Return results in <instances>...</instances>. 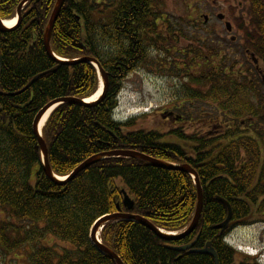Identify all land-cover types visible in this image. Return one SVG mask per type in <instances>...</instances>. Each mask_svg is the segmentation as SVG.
Instances as JSON below:
<instances>
[{"label":"trees","instance_id":"1","mask_svg":"<svg viewBox=\"0 0 264 264\" xmlns=\"http://www.w3.org/2000/svg\"><path fill=\"white\" fill-rule=\"evenodd\" d=\"M20 1L0 0V17L13 16ZM248 1V23L264 25V0ZM55 3L29 1L21 24L0 32V210L7 214V221L0 223V247L5 253L22 250L30 264H116L89 242L95 219L118 208L126 211L122 203L127 194L134 202L132 214L160 229L181 231L193 217L196 188L190 174L156 167L136 157L100 159L62 184L46 177L35 147V115L53 99H85L97 89L96 70L90 63H58L46 54L43 33ZM103 4L98 10L94 0H64L51 32V51L56 56L68 60L93 57L108 76L101 101L92 106L65 102L51 112L42 138L52 173L65 177L89 157L116 150L137 151L175 166L188 164L203 192L201 215L191 235L167 242L137 221L117 219L104 225L101 242L123 264H214L209 255L174 250L194 240L196 249L210 241L218 264H258L250 258L236 263L235 251L222 241L225 232L215 227L227 215L220 200L229 202L232 219L247 217L254 209L264 218L263 143L236 139L212 159L213 145L207 135L197 139L181 128L171 130L167 136L183 142L173 144L161 142L166 135L157 131L124 132L123 128L133 125L132 119L123 123L112 119L123 81L147 58L148 46L166 38L157 33L161 12L154 9L152 0H107ZM97 12L104 14L100 21L95 18ZM161 23L163 28L169 24ZM178 31L183 32H174ZM165 32L169 37L167 28ZM190 60L183 65H193ZM197 61L204 66L203 72L214 65L225 72L223 58L219 64L208 62L198 52ZM229 71L230 80L234 79L238 71ZM41 73L45 74L17 94ZM191 80L197 82L194 77ZM183 94L194 97L192 91ZM197 97L210 99L208 92ZM206 114L201 117L206 119ZM230 114L239 118L244 112L232 109ZM184 115L188 121L195 118L189 112ZM242 145L247 154L243 167L239 164ZM47 237L70 247L58 251L44 243Z\"/></svg>","mask_w":264,"mask_h":264},{"label":"rangeland","instance_id":"2","mask_svg":"<svg viewBox=\"0 0 264 264\" xmlns=\"http://www.w3.org/2000/svg\"><path fill=\"white\" fill-rule=\"evenodd\" d=\"M94 1L99 4L97 9L101 10L104 6L103 3L107 0H103L102 3L100 0ZM152 2L154 9L161 12L157 19L159 25L157 33L159 36L165 37L166 40H157L154 46L148 47L146 60L128 73L123 81V90L119 95L117 108L112 113V119L116 122H125L132 119L134 126L130 131L153 129L166 135L163 138L165 141L161 140L163 143H182L173 136H167V134L171 130L180 128L186 134L193 133L198 129V123L193 120L194 118L190 121L183 120L175 123L174 119H164L161 114L164 111L177 113L178 111H174L176 107L182 108L181 111L185 113V108H188L190 98L183 93L192 91L194 86V83L191 82V71L194 72L195 76L199 74V70L194 69L196 63L191 65L188 62L183 65L186 61L183 56H189L190 59H193V55L188 54V52L183 56L180 55L181 52L188 50L190 43L194 42L195 37L190 36L195 35L197 31L191 28L190 25H201L198 33H202L204 36L205 32L210 29L204 24L218 25L216 28L219 26L223 28L221 25L225 21L217 19L218 13L224 14L226 20L231 23H236V20H242V18L247 19L249 16L247 5L243 3L242 8V0H152ZM204 14L208 15L207 23L203 21L202 16ZM103 15L97 12L96 20L103 19ZM160 20L169 23L164 24L169 31V37L166 35L163 26H161L163 22L161 23ZM179 28L183 32H174ZM178 35L180 36L178 37ZM239 37L240 34L237 39ZM235 48L234 53L230 54V64L226 61L224 65L241 64V54L238 53L239 49L236 46ZM203 52L206 56L207 52L205 50ZM201 85L204 86L205 83ZM197 88L195 86L194 90L197 91ZM193 100H197V97ZM180 103H183L184 106H181ZM144 109L146 112H142ZM6 215L5 211L0 210V223L7 221ZM259 218L262 220L263 217L259 216L254 223L235 229L229 236L230 243L234 247L238 245L253 248H258L264 244V221H257ZM44 243L58 251L60 248L70 247L69 243L52 237H47ZM247 258L249 257L237 252L236 263ZM0 259L3 261L2 264H30L26 253L20 249L9 254L1 251Z\"/></svg>","mask_w":264,"mask_h":264},{"label":"flooded vegetation","instance_id":"3","mask_svg":"<svg viewBox=\"0 0 264 264\" xmlns=\"http://www.w3.org/2000/svg\"><path fill=\"white\" fill-rule=\"evenodd\" d=\"M243 3L247 5L249 15V1L242 0V8ZM25 11L26 9L23 10L22 16H24ZM205 16L208 17V15ZM249 19L250 16L247 19L242 18V23H238L236 20V23L230 22L227 26L225 23L227 20L224 15L223 21L225 22L221 25L223 28H220V26L216 28L218 25L204 24V26L210 28L205 32L204 36L202 33H198L201 25H190L191 28L197 31L195 35L198 38H207H201L199 41L200 45L198 42L195 43L196 47L190 52L193 55V59H191L193 63H198V48L207 51L208 62L218 61L219 64L220 59L223 58V64L226 61L230 64V54H233V50H236L235 46L239 49L238 53L242 57L241 64L234 63L230 65L235 72L238 71L236 77L231 80V72H219V65L217 67L214 65L212 68L207 67L204 72L201 69L196 77L201 76L207 81V92L210 99L205 103L206 105L200 104L197 100H191L188 108H185L186 111L194 112L195 118L193 120L199 126L193 134L196 135L197 139L199 135H207V139L212 142V159L217 157L225 145L236 139H241V141L249 139L254 143H264V25L250 24L248 23ZM239 34L240 37L237 39ZM195 69H199V67ZM232 109H240L244 112V115L241 114V117L235 118L230 114ZM203 110L208 111L206 112V119L201 117L203 112L199 113V111ZM220 111L225 112L222 113ZM176 117L178 119H175ZM167 119H175L177 121L174 122L177 123L183 121V116L172 114ZM263 151L262 146L261 155L264 154ZM246 157V148L242 145L240 150L241 163H239L242 167L244 165L243 160ZM261 184L264 185V182ZM251 213L252 216L245 221H241L244 217L231 218L232 224L226 232L232 228L252 224L257 216H261L255 213V209Z\"/></svg>","mask_w":264,"mask_h":264},{"label":"water","instance_id":"4","mask_svg":"<svg viewBox=\"0 0 264 264\" xmlns=\"http://www.w3.org/2000/svg\"><path fill=\"white\" fill-rule=\"evenodd\" d=\"M27 1L28 0H22L17 6V9H16L17 23H19L21 20V10ZM63 1L64 0H56L54 8L50 14L49 19H48V22H47V25L45 27L44 34H43L44 49L46 51V54L52 60H54L58 63H65V64L73 65L75 63L82 62V63H90V64L95 65L100 76H101V78H102V81H103V91H102L101 97L99 98V100L101 101L106 94V90L108 87V85H107L108 77H107V74L104 72V70L99 65V63L96 61V59L87 56V57H82L81 59H78V60L64 61V60H61L58 57H56L51 51V47H50L51 32L53 30L54 24L57 20V17L59 15L60 10H61ZM223 17L224 16L222 14H219L217 16V18L220 20H222ZM204 20L206 21L207 17H204ZM228 24H230V23L226 22L227 26H228ZM0 31H9V29L3 25V22L1 19H0ZM43 74L44 73H41V74L34 76L33 79L17 94H20V93L24 92L25 90H27ZM97 101L88 103L85 100L78 99L75 97H60V98L54 99V100L50 101L49 103H47L44 107H42V109H40L38 111V113L34 117L33 122H32V130H33V134L35 135V137L37 139V143H36L35 147H36V149H39L41 154H42L43 170H44L46 177L49 180H51L52 182L62 184L68 180L73 179L78 173H80L81 171L88 168L94 162H96L100 159L106 158V157H136V158H140L144 161L150 162L152 165H154L156 167H160L163 169H170V170H173V169L181 170L183 172L190 174L193 177L194 185L196 188L197 202H196V207H195V211H194V215L192 217V220H191L189 226L187 227V229L185 231L180 232L176 235L170 234L167 232H163L162 230H159L150 221H148L147 219H145L142 216L131 214L130 211L133 208L134 202L126 194L124 195L123 206L125 207L127 212H122L118 208L117 212L112 213V214H107L103 217H100V219L90 228V232H89L90 243L98 251H100L101 253L106 254L110 258H112V260L116 264H123V262L116 255V253L113 252L112 250H110L105 245H103L97 237L99 230L102 229V227L104 226L105 223L112 221V220H117V219H130V220L137 221L141 225L147 227L157 237H159L160 239H162L164 241L170 242V241L181 240V239H184L187 236L191 235L194 232V230L198 224V221H199V218L201 215V211H202V206H203V192H202V188H201V185H200V182H199V179L197 177L196 172L188 164L175 166V165L164 163V162L159 161L157 159L151 158V157L144 155L140 152L130 151V150H116V151H110V152H106V153H99V154L93 155V156L89 157L88 159L84 160L82 163H80L70 173V175L65 180H60L56 176H54L52 174V171L50 169L48 159H47V147H46L44 140L42 139V136H41L40 130H39V124H40L42 117L44 116V114L48 110H52V108L57 107L58 105L63 104L65 102H72V103H76V104H82L85 106H92L93 104L97 103ZM220 201L226 205L228 214H227V217L225 218V220L222 223L216 225L215 228L220 229L221 231H224L230 225L229 221L231 218V210H230V206L227 202H225L223 200H220ZM193 246H194V242L187 244V245H183V246H176V247H174V250H176L177 252L188 251L189 253H198V254H203V255H209L213 258V263L218 264L217 254H216L215 250L211 247L210 242H207L205 244V246L201 249H194Z\"/></svg>","mask_w":264,"mask_h":264},{"label":"bare ground","instance_id":"5","mask_svg":"<svg viewBox=\"0 0 264 264\" xmlns=\"http://www.w3.org/2000/svg\"><path fill=\"white\" fill-rule=\"evenodd\" d=\"M15 23H16V17H12L11 19H6V20H4V25H5L7 28H11V27H13V26L15 25ZM60 59H62V58H60ZM62 60H64V59H62ZM64 61H65V60H64ZM101 89H102V84H101V82H100V83H99L98 91H97L95 94H93L91 97L87 98L86 101H87V102H91V101L95 100V99L100 95ZM50 111H51V110H48V111L44 114V116L42 117V119H41V121H40V124H39L40 132H41V128H42L43 124L45 123V121H46V119H47V117H48ZM62 179H63V178H62ZM105 215H107V214H105ZM97 237H98V239H99V233H98ZM194 241H195V240H194Z\"/></svg>","mask_w":264,"mask_h":264}]
</instances>
